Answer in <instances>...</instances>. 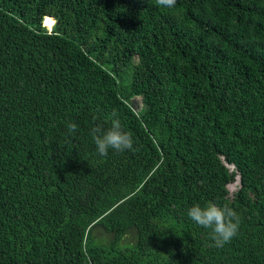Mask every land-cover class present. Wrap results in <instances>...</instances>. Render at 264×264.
Listing matches in <instances>:
<instances>
[{"label": "trees", "instance_id": "16d2710c", "mask_svg": "<svg viewBox=\"0 0 264 264\" xmlns=\"http://www.w3.org/2000/svg\"><path fill=\"white\" fill-rule=\"evenodd\" d=\"M0 264H264V0H0Z\"/></svg>", "mask_w": 264, "mask_h": 264}, {"label": "water", "instance_id": "95a60500", "mask_svg": "<svg viewBox=\"0 0 264 264\" xmlns=\"http://www.w3.org/2000/svg\"><path fill=\"white\" fill-rule=\"evenodd\" d=\"M141 102H142V100H141L140 97L136 96V97L133 98V103H134V106H135L136 110H140L141 109V105H140V104H142Z\"/></svg>", "mask_w": 264, "mask_h": 264}, {"label": "rangeland", "instance_id": "374dc122", "mask_svg": "<svg viewBox=\"0 0 264 264\" xmlns=\"http://www.w3.org/2000/svg\"><path fill=\"white\" fill-rule=\"evenodd\" d=\"M54 25H55V22H54ZM54 25H53V26H54ZM46 26H47V25H46ZM47 28H48V30L50 31V30H52L53 27L50 28V27L47 26ZM140 105H142V104H140Z\"/></svg>", "mask_w": 264, "mask_h": 264}]
</instances>
